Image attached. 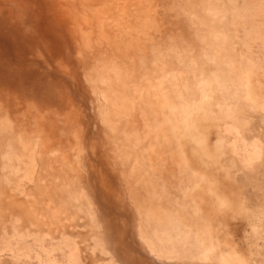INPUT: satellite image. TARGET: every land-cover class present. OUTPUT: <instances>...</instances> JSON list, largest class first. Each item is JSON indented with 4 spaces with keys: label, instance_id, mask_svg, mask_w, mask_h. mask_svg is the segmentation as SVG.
<instances>
[{
    "label": "rangeland",
    "instance_id": "obj_1",
    "mask_svg": "<svg viewBox=\"0 0 264 264\" xmlns=\"http://www.w3.org/2000/svg\"><path fill=\"white\" fill-rule=\"evenodd\" d=\"M0 264H264V0H0Z\"/></svg>",
    "mask_w": 264,
    "mask_h": 264
},
{
    "label": "bare ground",
    "instance_id": "obj_2",
    "mask_svg": "<svg viewBox=\"0 0 264 264\" xmlns=\"http://www.w3.org/2000/svg\"><path fill=\"white\" fill-rule=\"evenodd\" d=\"M251 82L250 80L248 79L247 80V87H250L251 85ZM181 86V84H180ZM182 89V88H181ZM199 90V89H198ZM255 89H253L251 92H254ZM154 91V90H153ZM155 92V91H154ZM250 92V91H249ZM149 95V94H148ZM182 96V95H181ZM183 97V96H182ZM204 97L205 99L207 98L208 100L210 99L211 97V94H209L206 90H205V93H204ZM166 102V101H165ZM149 103V102H148ZM156 105V104H155ZM184 106H178L177 104H174L173 107V113L175 115H178L180 119H178V122H177V126L178 125H182L183 122H187V124L190 126V128L188 127V130L189 132H195L197 134L200 133V135L202 136L201 139H197V144H199L198 146L202 149L199 150V152L197 153H203V154H196L197 156H194L196 157L195 159V163H197V161L199 160H202L204 164H208V163H213L214 167H215V170H218L220 172V170H222V165H221V162L218 160L219 157L216 156L212 150V148H210V146L208 145V141L210 138H207L208 134H206L205 132H207L206 130V126L203 124L204 121L202 122L203 119H201L200 122H202V124L198 121V118H197V113H192L194 110H189V104L188 103H185L183 104ZM192 107V106H191ZM196 111V110H195ZM195 119H197V121H195ZM175 126L174 129H176V132H177V129L178 127ZM190 137L188 134H185L184 136H179L177 139L181 142V146L183 148H185L184 146V143L187 144L188 142H186L187 138ZM218 151V150H217ZM212 155V156H211ZM214 155V156H213ZM207 166H205L206 168ZM201 169V168H200ZM199 169V170H200ZM226 169L222 170V171H225ZM201 171V170H200ZM205 171H208V169L206 168ZM203 174V176L205 177L206 180L210 179L211 177V172L210 173H206L204 174L203 172H201ZM213 183L211 185H209V187H207V195H211V197L213 198L214 196V200L216 201H219V205L220 206H223L225 204H228L229 206H231V209H232V212L235 213V211L233 210V207H234V201H231L229 200V197L227 195V190H222V186L221 188L217 185L219 182L218 180H213L212 181ZM225 187V186H224ZM223 187V188H224ZM221 190V191H220ZM238 192V197H242L241 195L243 194L242 192H240V190H236ZM225 194V195H223ZM216 198V199H215ZM201 200V205L205 206L206 204V201L207 199H200ZM238 201H240L238 199ZM212 201H210L211 203ZM208 203V202H207ZM205 204V205H204ZM241 204H244V201L241 200V202L239 203V205ZM202 206V208H203ZM215 203L210 207L208 206V208H211V211L215 209ZM227 207V206H226ZM226 220V219H224Z\"/></svg>",
    "mask_w": 264,
    "mask_h": 264
}]
</instances>
